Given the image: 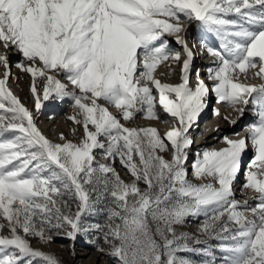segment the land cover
<instances>
[{"label": "snow or ice", "instance_id": "6c2138e0", "mask_svg": "<svg viewBox=\"0 0 264 264\" xmlns=\"http://www.w3.org/2000/svg\"><path fill=\"white\" fill-rule=\"evenodd\" d=\"M192 22L223 49L201 45L216 59L211 86L197 74L194 89L184 27ZM165 37L182 51L170 50ZM0 47V264H60L30 243L48 245L55 236L90 238L117 264H193L177 253L213 257L211 240L220 242L222 264H264V0H0ZM10 49L21 54L15 67L31 79L37 113L52 96L72 101L68 120L83 129L78 143L63 134L62 143L51 142L7 88ZM161 64L179 65L180 83L157 79ZM210 93L240 117L251 105L257 119L246 138L224 137V148L196 153L193 177L211 181L197 186L185 164L190 129ZM158 106L173 122L163 137L153 127L126 126L159 119ZM249 145L242 188L256 203L242 206L233 185ZM96 150L107 163L96 161ZM117 159L131 183L116 171ZM101 212L103 225L86 223ZM201 217L198 236L178 230Z\"/></svg>", "mask_w": 264, "mask_h": 264}, {"label": "rangeland", "instance_id": "374dc122", "mask_svg": "<svg viewBox=\"0 0 264 264\" xmlns=\"http://www.w3.org/2000/svg\"><path fill=\"white\" fill-rule=\"evenodd\" d=\"M184 27L186 28V31H188L187 33L194 34V36H199L200 40L203 41L204 44L207 43L212 47V41H210V39H209L210 37L206 36L207 32L203 28H201V31H200L201 33H200V35H198L195 33V31L197 30V27L195 25L192 26V25L188 24L187 26L184 25ZM165 38L168 39L171 37H165ZM181 51H182V49H181ZM198 56L199 57L195 58V61L193 59V62L191 64V68L194 67V71H195V73L193 75H191L190 82H189V85L192 88L194 87V83L196 82L193 79L195 74L200 69H202L201 67H204V66L206 67V65L209 62H211L210 64H212V63L214 64L215 59H216L215 57H212L211 55H209L207 53V51H204V50H202V52ZM166 63L170 64L171 62H166ZM181 63H182V61H181ZM157 71L159 73L160 79L162 78L161 76H163V74L166 75L171 80H174L176 82L180 78L179 65H177V64H172L171 68L166 67L165 64H161L158 66ZM252 71H256V70H252ZM169 72H171V75L168 74ZM11 73H14V72L11 70ZM250 75H251V73H250ZM0 76H1V67H0ZM61 82L67 84V81L63 80V79L61 80ZM241 82H244V83L250 82V83H255V84L262 83V81H260L258 78L257 79L244 80L243 77H241ZM68 87L71 88V85H68ZM7 88L13 93V95H15L16 97L19 98L21 103L29 111L32 110V104H31V101L29 100V93H28V90L26 89V86H24L20 81L11 82V79H9L8 84H7ZM210 96H212V94ZM55 98H56L55 96H52L48 101H43L42 107L47 106V104ZM56 99H57L58 103L62 104V106L67 107V111H65L61 115L57 114L55 119H48V118L43 117V119L35 121L36 126L41 131V133L53 143H62L63 142L60 139L61 134H63V136L67 140H70L73 142L74 139L70 135L69 122L68 123L66 121L64 122L63 118H62L63 115H68L69 113H71V115H73L72 101L68 98H65L62 101L59 100L58 98H56ZM207 102H210V101L207 99ZM98 103L103 104L102 101H98ZM208 104H207V108H205V110L203 111V113H205L209 109V115L207 117H205V122L202 124H199V126L198 125L196 126L197 128H199L198 131H196L195 126L192 129H190V135H191V138L193 139L194 143H193V151L191 149L188 150L187 163L194 162L193 161L194 159H192V158H194V154H195V151H194L195 145H200L201 143L207 144L206 145L207 148L208 147L219 148L222 146L220 140L216 141L219 136L212 137L208 142L205 140L207 135H206V132L204 130L207 126L212 127L214 124H221V125L226 126L228 123L227 121H225L224 116L218 117L213 122L212 117H211V110L213 108H215V105H214V102H212V101ZM68 110H70L71 112ZM109 111L112 112L114 115L119 116L117 111L114 108L110 107ZM157 113L161 115L162 109L157 108ZM246 113L249 114V117L248 116H247V118L245 117V123H246V128H247L249 125L254 123L257 118L253 114L251 105H248L247 110L245 111L244 115ZM163 116H164V114H163ZM163 121H169V122L164 123ZM125 123H126V126H132V127H138L141 125L142 127L156 128L158 134L161 137H163L167 131L171 130V128L173 126L172 118L170 116L163 117L162 119H157V120L137 119L135 121V123H133L131 121L125 122ZM75 128H76V132H77L76 134H78L77 136L79 137V140L82 139L83 131H81L80 127H78V126H76ZM242 128L243 127H241V129ZM6 136L10 137L11 133H7ZM212 140H214L215 143L208 144V143H210V141L213 142ZM77 142H79V141H77ZM96 152H97L96 161L98 163H107V161L104 160L103 156L101 154H99L100 150H96ZM191 153L193 155H191ZM162 155H164L166 159L171 158L169 153H163ZM253 156L254 155H249L247 157V161H251ZM187 163L185 164V168H186L187 173H188L187 178L191 183L199 186L201 183L211 182L210 180L202 181V180H197L194 177H192L191 166L193 165V163H189V164H187ZM114 167H115L116 171L119 173L121 179L124 180L125 183H131L130 174L127 172V169H124L120 165L118 159L115 162ZM245 171H246V169L244 170V172ZM241 175H242L241 180L244 181L245 180L244 173L241 172ZM238 176H240V175L238 174ZM237 178H239V177H237ZM238 182H239V184H237L235 187H234L235 182L233 185V194H234L235 199L238 200L242 206L244 205L245 201L248 202L249 206H251V205L255 206L256 201L253 200L252 197L256 194L251 192L248 189L242 191L243 193L239 190L236 191L238 185L241 184L243 186L245 184V183H240V179ZM141 187L143 188L142 184H141ZM202 219H203V217H201L199 220L194 219V218H188L186 224L183 227L179 228L178 230L189 233L193 236H198L199 235L198 228H199V224L202 221ZM105 220H106V214L103 212L86 217V223H89V224H101V225H103L105 223ZM89 239L90 238L78 237V239L75 242H73L68 238H64L61 236H55L53 242L51 244H48V245H41L35 239L31 240L30 243L32 244V247L35 250L42 251L46 254L54 255L58 259L60 264H117V261L114 258L106 255L105 253H101V252L97 251L96 244L95 243H89L88 242ZM97 243H99L101 246H104L102 240L98 241ZM208 243L213 246L212 251H213V257L215 258V264H222L223 253H221L219 248L216 247V245H218L220 242L216 241V240H211ZM197 247H204V246L200 245ZM177 255L179 257L191 260L193 262V264H210V262L213 260V257L204 256L203 254L194 253V252H180V253H177ZM34 264H39V262H34Z\"/></svg>", "mask_w": 264, "mask_h": 264}, {"label": "bare ground", "instance_id": "6f19581e", "mask_svg": "<svg viewBox=\"0 0 264 264\" xmlns=\"http://www.w3.org/2000/svg\"><path fill=\"white\" fill-rule=\"evenodd\" d=\"M190 25H192V26L195 25L197 27V30L195 31V33L198 34V35H200V33H201L200 31H201V28H202L201 25L198 22H192ZM187 32L188 31H186V39L188 41L189 47L192 49V51L194 53V58L193 59L195 61V58L196 57H199L198 55L202 52L201 45L204 44V42L200 40V37L199 36H194V34H189ZM206 36L207 37H210L209 39H210V41H212V48H214L216 50H219L221 52L223 51V49L221 47V44H220L221 41L215 36L214 33H208L207 32ZM165 39H167V38H165ZM167 40H168V45L170 46L169 47L170 50H172V51H181L182 48H181L180 45H178L175 42V37L168 38ZM206 45L210 46L207 43H206ZM3 51H4V49L2 47H0V52H3ZM7 54H8V57H9L10 64H11V70L14 72V73H11V78H10L11 79V82H18V81H20L24 86H26V89L28 90V93H29V100L31 101V104H32V110H31V112L33 113V116H34L35 121L40 120V119H43V117L44 118H48V119H55V117H56L57 114H60L61 115L65 111H67V107L62 106V104L61 103H58L57 102V99L55 98V99L51 100V102H49L47 104V106L42 107L41 110H40V112L37 113L36 110H35L34 101H33V98H32L31 92H30L31 79H30V77L27 74L21 72L19 69H17L15 67V64L17 62H19V61L22 60L21 54L19 52H17L16 50H14V49H10ZM210 63L211 62H209L206 65V67L205 66L204 67H201L202 69H200L195 74V76L193 78L195 81H197V74H198L199 75V78L202 79L205 82V84H208L209 86H211L212 81H210L208 79V69L210 67H214V64L215 63L214 64L213 63L210 64ZM3 71H4V69L1 67V76H0V78H2ZM179 71H180V68H179ZM194 73H195V71H194V67H193V68H191V71H190V77ZM155 76H156L157 79L161 80L162 83H169V84H178V83H180V78L176 82L174 80H171L170 78H168L164 74H163V76H161L162 78L160 79L159 78V73H158L157 70L155 72ZM16 77H19V79L17 80ZM195 87H196V82L194 83L193 89ZM211 94H212V96H210ZM208 100L210 102L211 101L214 102V105H215V108H213L211 110V117H212L213 122H214V120H216L220 116H224V117L225 116H228V117H230L232 119H236L237 120V123L235 125H233V124H230L227 121L228 123H227L226 126L221 125V124H214L212 127H208L207 126L205 128V130H204L206 132V135H207V136L205 135L206 136V139L205 140L208 142L212 137L219 136L216 141L220 140L222 146L219 147V148H213V147L212 148L211 147H208L207 148V146H206L207 144H202L201 143L200 145H195V147H194L195 154H194V158H192V159H194L193 161H195L196 158H197L196 157V153L202 152L205 149H207V150H213V149L220 150V149L224 148L226 146L223 143L224 137H227L229 139L235 140V139H240V138H246L248 136V131H247V128L248 127L246 128L245 117L246 118H247V116L249 117V114L246 113L245 115H243V117H240L237 113L231 112L229 109L223 107L221 104H218L216 102V97H215V94L214 93H210L209 94ZM210 102H207V104L210 103ZM157 108H160V107L158 106ZM215 109H218L219 110V112H220V115L219 116L214 115V110ZM68 111H70V110H68ZM163 114H164V116H163ZM118 115H119V113H118ZM208 115H209V109L205 113L202 112L201 115H200V117H199V119H198L197 125L199 126V124L204 123L205 122V117H207ZM69 116H71V113H69L68 115H63L62 118H63V121L64 122L65 121L67 123L69 122L70 135L74 139L73 142L74 143H78L77 141H79V137L77 136L78 134H76L77 132H75V134H73V128L76 127V126L73 125V123L68 120V117ZM158 116H159V119H162L163 117H168V115L166 113H164L163 110H162V114L161 115L158 114ZM197 125H195V127ZM138 127H142V126L140 125ZM241 127H243V128L241 129ZM80 129H81V131H83V129L81 127H80ZM217 129H218V131H217ZM198 130H199V128L196 127V131H198ZM236 133H239V136L235 135ZM212 141L213 142L210 141V143H208V144L215 143L214 140H212ZM190 149L193 151V144H192V146H191ZM191 155H193V154L191 153ZM249 155H254V152H253V150H252V148H251L250 145H249L247 151L244 153V155L242 157V165H241V170H240V173H239L240 176H238L239 178H237V180L235 181L234 187L237 184H239V182H238L239 179H240V183H246V179L244 181L241 180V176H242L241 175V172L244 173V175H245V172L247 170H249L248 165H249V162L250 161H247V157ZM189 163H193V162H189ZM189 163H187V164H189ZM245 169H246V171L244 172ZM191 170H192L191 171V175H192V172H193L192 166H191ZM251 170H255V169H251ZM192 177H193V175H192ZM241 186H242L241 184L238 185L236 191L239 190V191L242 192V191L246 190V189L242 188ZM251 206H253V205H251Z\"/></svg>", "mask_w": 264, "mask_h": 264}]
</instances>
